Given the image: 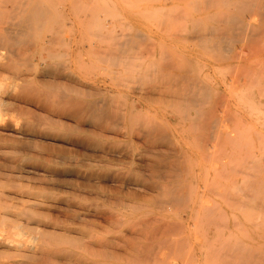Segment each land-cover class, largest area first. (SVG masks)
I'll use <instances>...</instances> for the list:
<instances>
[{
  "label": "bare ground",
  "instance_id": "obj_1",
  "mask_svg": "<svg viewBox=\"0 0 264 264\" xmlns=\"http://www.w3.org/2000/svg\"><path fill=\"white\" fill-rule=\"evenodd\" d=\"M205 1L203 3L219 4L221 9H223L222 6L226 9L223 12L220 11V13L222 12L220 16L219 13L217 14L219 18L211 15L212 19L210 20L213 24H206L210 22L207 18V22L203 19L206 23L203 21L204 24L201 25L202 19H191L193 17L190 15L191 12L196 13L194 8H190L192 4L187 7L190 14L185 11L186 8L183 5L185 8L183 10L191 17L188 18V22H190L191 35L194 33L192 36L198 35L196 39L199 37V40H209V44L213 40L224 39H229L230 43L231 39H236L243 33L248 42L253 44L251 48L255 47L257 53L264 52V9L259 11L264 6V0H211V3ZM38 2L40 1L0 0V248L33 244L32 248L24 247V250L21 251L22 254L17 256L21 260H26L27 264H116L117 261L125 264H173L174 261H181V264H191L192 262L198 264L203 259L204 263H202L205 264L207 255L212 259L210 254H213L217 264H264V197L261 198L259 193L260 198L256 199L255 197L258 196L255 194V200L252 197L250 200L253 202L249 201L252 202L250 207L253 208V212L255 210L259 214L254 216L255 218L259 216L258 219H254L253 223L251 220L249 225L252 227L249 231H245L243 226L244 232L238 233L239 230L237 231L235 227L236 222L233 229L236 228L240 238L243 237V240L250 243H244L239 238L237 239L236 235H233L231 239L239 240L233 241L235 244L227 243V238L225 239L227 240L226 245L214 247L215 249L212 247L214 242L216 244L217 237L223 238L222 231L229 232L226 229L228 227H224L226 215L221 216L223 210L219 205L220 208H216L218 206L215 205L218 203H212L211 197L217 190H224L221 188V183H218L220 182L219 175L217 174L214 178L213 174L224 172L228 176L229 172H225L226 170L222 172L223 168L221 167V171L210 168V163L213 162L211 161L212 157L222 161L221 156L226 155L225 159H227L229 155L221 150L223 153L219 159L215 153L216 150L212 155L213 152L209 150V146L206 149H204L205 144L202 146V143H206L210 137L214 136V133L217 136L218 131L221 132V128L220 130L217 128V134L211 131L212 126L216 127V123L219 124L218 121L214 125L212 123L216 119L218 120V118L213 120L218 107L215 108L216 110L212 106V108L208 107L210 101L219 98V94L215 95L208 85L209 82L215 84V82H211L212 78L206 81L207 83L202 78L196 79L198 76L195 78L192 74L195 68L190 71L187 62L184 61V64L183 62L181 65L179 64L180 66L172 65L171 60L174 59L172 54L171 58L169 57L171 64H168L166 60L170 54L166 51L165 53L168 55L164 51L161 55L162 52L159 50V57L153 59L152 57L155 55L152 56L148 53L150 52V48H146L149 46L148 44L146 47L143 44L145 47L142 48L143 52L141 50V52L128 51V48L131 49L132 46L139 43L138 37L141 35H137V32L134 34L122 33L125 35L118 40H116L117 37L115 39L113 37L112 41L109 39L111 43L109 45L106 43V48H99L102 45L101 40L104 38L97 39L101 44H98L99 47L95 46V49L94 46L92 47V42L85 40L86 43L90 42L92 47H88L86 44L87 49L91 48L92 51L89 49L90 53L95 54V61L90 59L94 62L91 66H89L91 62L88 63V66L82 62L87 55L85 58H81L82 60L79 57L82 53V46L78 47L81 49L76 53L73 52V55L70 53L69 55L73 57L70 56L68 60L67 58H63V60L56 58L57 61L59 60L58 62H53L57 56L56 47L51 49L54 53L48 50L49 47L46 49L47 47L44 45L42 48L45 47V51L47 50L45 55L43 53L31 54L29 48L31 49L30 44L33 45L31 42L35 35H32V32H35L36 29V31L42 30L40 28L45 30L49 21L52 23V25L50 24L52 28L54 19L51 16L52 20H48L49 12H51L49 6L53 7L55 13L58 9L54 8L53 1H50L53 5L46 3L49 6L41 5ZM195 4L198 9V3ZM66 5L68 6V3ZM208 5L206 6L208 7ZM70 7L72 6L70 5ZM136 7L139 8L138 5ZM256 11L259 14L263 12V15H256ZM54 12L52 15L55 14ZM181 12L179 13L180 17ZM202 12L204 13V9ZM60 13L58 12L60 16H63L64 11ZM169 13L173 16L178 14V12L177 14ZM186 13L185 15H187ZM250 13H255L256 20L261 18L259 20L263 22L261 28L260 24L258 27L252 23L249 25V19L251 20V17L254 16ZM164 14L166 16V13ZM198 14L200 13L195 15ZM8 15L14 16L11 19H15V22L13 20L11 22L10 19L11 23L8 22L10 23L8 24L6 21ZM57 17L55 14L54 18ZM63 19L62 22H64ZM185 19L187 18L185 17ZM185 19L183 22L186 21ZM80 20L82 21V18ZM170 20L172 21V19ZM55 23L59 25L56 19ZM78 24L80 26V22ZM51 28L47 29L50 31V35L56 32H53V28ZM56 28L59 31V27ZM60 32L56 33L60 35ZM188 32L186 31V33ZM183 33H185L184 30ZM41 35L43 37L44 34ZM61 35L58 36L60 39H58V43L55 41V45L58 47L59 42L63 40ZM69 36L71 35H68V38ZM44 39H46L45 36ZM48 39L53 46L52 43L56 38L48 37ZM40 40L39 38V41L35 40L34 43H43V40ZM94 40L96 41V38ZM239 42L242 43L241 40ZM73 43L75 42L73 41ZM73 43L71 42V45ZM206 43L207 41L204 42V44ZM50 44L47 43L48 46ZM104 45L105 43L102 46ZM211 45L214 49H218L220 46L218 42L211 43ZM18 46H22V48L25 46L26 49L23 50L27 53L26 56H24V52L22 54L18 50L20 48ZM63 47H59L60 51L66 48ZM204 47L203 49L208 48ZM246 47L245 52H247ZM220 50L222 52V48ZM154 53L153 51L152 54ZM247 54L245 55L248 56ZM62 55L59 56L63 57ZM223 55L222 52V57H225ZM76 57L79 59L76 60ZM218 59L225 60L221 58V55ZM216 60L213 59L214 62ZM74 62H77L76 65ZM95 63L97 67L93 68ZM175 64L177 63L175 62ZM243 69L241 71L244 73ZM238 71L235 78L240 76L241 71ZM194 72L201 74L202 71L195 70ZM247 72L248 70L244 74L241 72L242 76L238 77L239 81L241 78H246ZM203 76L204 74L201 77ZM206 77L205 74V80ZM254 77H249L253 79L252 82L256 81ZM235 78L233 77L234 80ZM245 81L240 83L245 84ZM249 81L246 82L249 83ZM235 82L238 83V80ZM232 83H234L233 80ZM259 84L261 83L257 85ZM234 85L236 84L234 83ZM253 85L254 83L251 86ZM237 86L239 85L237 84ZM243 86L241 85L242 88ZM254 87L256 88V84ZM262 87L264 90V86ZM248 88L244 89L246 90L245 94L248 93L247 90L251 89V87ZM257 89L260 91L261 88ZM263 90L261 89L260 98L263 97ZM257 91L256 93H258ZM249 93L248 95H250ZM222 95L224 98V94ZM227 97H230L229 94ZM227 97L225 96V98ZM224 99L221 98L220 101L225 103L230 100V98ZM251 102L253 103L252 100L248 101L249 107L252 105L253 108L256 104H251ZM228 103H225V107L220 109L221 112H223V108L228 111L226 109V106L229 107ZM152 105L166 106L171 113L181 115L185 120L182 122H187L186 125L183 123L184 128L182 127L180 131H171V129L168 131L167 128L170 125L167 127V119L159 116L161 115L159 110L153 109ZM223 113L222 115H224ZM227 117L229 118V116ZM223 119V123L219 121L222 125L225 122ZM227 120L229 122L230 118ZM228 134L230 136V133ZM225 135L227 136V131H225L224 137ZM194 139L201 143V148H204L198 149L201 158L199 156L195 165H191L189 162L191 153L180 147V143L183 141L185 143L187 140L193 142ZM218 139H214L216 140L215 144L218 143ZM214 142L211 144L213 145ZM189 143L187 141L188 145ZM216 145L212 147L213 150ZM189 146L192 148V145ZM227 147L229 146L225 148ZM219 148L224 149V146ZM219 148L218 151H220ZM207 149L211 152L210 156ZM197 152L195 151V154ZM208 157H211L210 161L205 160L204 162L203 159H208ZM206 161L208 162L207 166ZM223 164L222 166L225 167V164L228 163ZM227 168H229V164ZM210 169L214 172L212 174L214 181L212 178H207ZM201 173L204 175L207 173L206 177L203 175L207 179L204 180V178L202 185L199 186L201 183L198 185V179L200 180L198 176ZM216 178L219 180L216 181ZM228 179L230 181V178ZM214 183L220 185L219 188L216 185L217 188L215 186L213 188ZM226 183L228 184V182ZM213 189L217 190L213 191ZM228 189L230 190V188ZM255 191L257 190L255 189ZM226 194L229 193L226 192ZM217 195L216 197L219 196L220 199L227 196L223 195L222 197V193ZM202 196H204L203 200ZM216 197L214 196V198ZM227 197L225 199L228 200V203L227 200L223 201L224 198L223 200L219 199L225 203H222L224 206L228 205L226 208H229V203L238 206L237 201V204L236 202L234 204V201L231 203L232 201L229 199V197L232 198L231 195ZM232 207L234 208V206ZM241 209L243 208L241 207ZM223 214L226 213L223 211ZM219 216L224 219H222L224 223L221 222L224 224L223 227L218 228L219 230L225 229L220 231L223 234L217 231V228L214 229L215 226L218 227L216 221ZM239 225L242 228V224L237 226ZM195 228L200 231L203 230L200 228H204L205 232L203 230L200 232L201 236H198ZM212 228L214 231H211ZM193 230L197 232H193L197 236L191 233ZM215 230L218 235L216 238H214ZM242 233L247 234H244V237L241 236ZM219 241L221 243L220 239ZM9 255L13 257L12 253Z\"/></svg>",
  "mask_w": 264,
  "mask_h": 264
},
{
  "label": "rangeland",
  "instance_id": "obj_2",
  "mask_svg": "<svg viewBox=\"0 0 264 264\" xmlns=\"http://www.w3.org/2000/svg\"><path fill=\"white\" fill-rule=\"evenodd\" d=\"M11 1V0H10ZM14 1V0H13ZM16 1H19V0H16ZM38 1H40V2H38V3H40L41 5L42 4H46V3H49V5L50 4H52L50 1H53V3L55 4V6H54V8L55 9H57L56 10V13L53 11V7H51V5L49 6L48 4H46V6H49V11H51V12H49L50 14H49V16H48V20H52V19H54L53 20V22H54V24H53V26H52V28H53V32L54 31H56V32H60V30H61V32H60V35H61V33H62V35H61V38L63 39L61 42H59V47L61 48L62 46H64L63 48H65V49H63V50H61L60 51V49H59V47L58 46H56L55 45V43L57 42V41H59L60 39H59V37H60V35H58L59 33H53L52 32V30H51V32L53 33V34H55L54 36H52L53 34H51L50 35V31H48V30H50L49 28H51L50 27V24L52 25V23H50L51 21H49L48 23H49V25L48 26H45L46 28H45V30L43 29V28H40V29H42V30H40L39 31V29H38V31H36L35 30V32H32V35H39V36H33V39H32V44L33 45H31L30 44V46H31V49L29 48V53H31V54H37V53H43V55H45L46 54V52H47V50L45 51V47H47L46 49H48V47H49V51H51V49H55V47L57 48V49H55L56 51H55V53H56V57H55V59H53L52 61L53 62H56L57 60H56V58L57 59H59V60H63V58H67V60L68 59H70V56L71 55H73L74 53H76V51L77 50H79V49H81V48H79L78 49V47H80V46H82V53H80V59L81 58H85V56L87 55V56H90V54H92L91 56H95V54L94 53H90V50L89 49H91L93 46V48L95 49L96 47H99L98 46V44L100 45L101 43H98L99 42V40H101V39H103V40H101L102 41V45L105 43V45L104 46H100L99 48H106L107 46H106V43H108V45L111 43V41L113 40V37H114V39H115V37H117L116 38V40H118L119 38H121L123 35H125V34H122V33H127L128 32V34H134L135 32H137L136 34L137 35H141V36H139L138 37V45H134V47L136 48V50H135V48L132 46L131 47V49H129L128 48V51H130V52H143V50H142V48L144 49L145 47H146V44H148L149 46L148 47H146V48H150V52H148V53H150L152 56H154V57H152L153 59H155V58H158L159 57V55H160V51L159 50H161V52L162 51H164V53H165V51L168 53V54H170V56L167 54V53H165V54H167V55H164L165 57L167 56V60H166V62L168 63V64H171L172 63V65H178V66H180L181 65V63L184 61V62H187L186 64H187V66L190 68V71H192V70H194V68H195V70L196 71H202V72H200L201 74H198L197 72L195 73L194 71H192L191 73L192 74H194L193 76L196 78V79H201L202 78V80H204L205 82L206 81H208V80H211V78H212V80H211V82H215V84L214 83H208V85H210V87H211V89H212V91L214 92V94L216 95V94H219L218 96H219V98H214L212 101H210V104H209V106L208 105H206V106H208V107H214L213 109L214 110H216L215 108H217V110H216V114L213 116L214 117V119L213 120H215V118H218V120L216 119L215 121H213L212 123H213V125L218 121V125L220 126V127H217L218 125H217V123H216V127H214V126H212L211 128V131H213V133L214 132H216V134H217V128H218V130H220V128H221V132L220 131H218V134H217V136H215V133H214V136H212L213 137V140H211L212 139V137H210L209 139H208V144H207V142L206 143H202V146L204 145V147H202L201 148V143L200 142H198L197 140H193V142H194V144H193V142L191 141V140H187L188 142H190L189 143V145H192V148H191V146H189L188 144H187V141L185 142L186 143V145H185V143H184V141L183 142H181L180 143V147H182L183 149H185V150H187L189 153H191V154H189V156H190V159H189V162H190V164L191 165H195L194 163L198 160V157L200 156V151L198 150V149H200V150H202L203 148L204 149H206L207 148V146H209L208 148H209V150H212V152H213V154L212 155H214V152H215V150L217 151V152H215L216 154H217V157L220 159V156H221V154L223 153V152H221V150L223 151H225V153L227 152V155H229V157L227 156V159H228V162H226V160L227 159H225V154H223V155H225V156H221V159L223 158V160L221 161V160H217V158H214V157H208V159L206 158V159H203L204 160V162H205V160H209L210 161V159L209 158H211V161H215L213 164L212 163H210V168L212 167L213 169H215L216 171H221V169H220V167L221 168H223L222 169V172H223V170L225 171V172H229V174H228V176L227 175H225V173L223 172L222 174H221V172H216V174L211 170L210 171V173L208 174L209 175V177L207 176V178L208 179H211L212 178V174H213V177L215 176L216 177V175L218 174L219 176L218 177H220V180H219V178L217 179H215L216 181L217 180H219L220 182H218L220 185H221V188H224V190L222 191L221 189H219V191L217 190H214L213 189V191H216V193L218 192L219 194L218 195H221V193H222V197H223V195H227L228 197L231 195L232 196V198L231 197H229V199H230V201H232L231 203H233V201H234V204H235V202L237 201L238 202V204H237V202H236V204L238 205V206H235V205H231L230 203H229V208H226L227 206L225 205H223V204H225V203H223L222 201H220V200H223V198H224V202L227 200V199H225L226 197L224 196L222 199H220V197L214 192L212 195H211V197H212V203H214V204H216V203H218L217 205H215V206H220L221 207V210H223L226 214H223V211H222V214H221V216L223 217L224 215H226V218H224L225 219V221H226V223H227V225H226V223H224L223 222V218H220V216H219V219L218 218H216V219H218V221H216V223L218 224L217 226L218 227H216L215 226V228L214 229H216L217 231H222V229L223 228H221V230H219L218 228L219 227H223V225H224V227L226 228V227H228V228H226V229H228V231L230 232H227V230H225V229H223V230H225V231H222L223 233H221V234H223V236L220 234V236H222L223 238L221 239V237H217V240H216V244H214L215 242H214V240H213V245L214 246H212L213 248L214 247H218V246H222V245H224L226 242H227V240H228V242L227 243H230V244H235V243H233V241L235 242H237V241H239V240H242L244 243H250L249 241H247V240H243L242 238H240V234H238V233H241L242 231H243V228L245 227V231H249V229L252 227V226H250L249 224H251L250 222H251V220H252V223H253V220L255 219H258V217L257 218H255L257 215H259V214H257L256 213V211L254 210V212H253V208H251L250 207V205H252V200H250L252 197L254 198V196H255V194H256V196H258V197H255L256 199L257 198H260V195H261V198L262 197H264L263 195H262V193H264V187H262V186H264V107H263V105H264V93H263V97H261L260 98V96H261V93L260 92H262L261 91V89L263 90V87L262 86H264V52L263 53H257L256 52V50L257 49H254V48H251V47H253V44L251 45V43H250V41L248 42V40L246 39V36L242 33V34H240L241 36H239V37H236V39L235 38H233V39H231V41H230V43H229V39H224V40H213V41H211V43L213 44V43H215V42H218L219 44H220V46H219V48L221 49L222 48V52H223V54L225 55V57H222V52H221V50L219 49V51H218V49H214V48H212V45L210 46V44H209V40H205V39H200L202 42L200 43V42H198V41H200L199 40V37H198V39H196L197 38V36H196V34H195V36L196 37H194V36H192V35H194V33L191 35V32L189 31V28H190V22H188L189 20H188V18L190 19L191 17H190V15L191 16H193L191 19H196V18H198L199 20L200 19H202L201 20V22H202V24L201 25H203L204 24V20H206L207 18H208V20L210 21V22H207V20H206V24H213L212 22H211V20L210 19H212V16L211 15H215L217 18H219V16H220V14L224 11V9H226V8H224V6H222V8L223 9H221V5L219 6V4H210V5H208V4H205V3H203L205 0H192V1H190V0H155V2H154V0H38ZM41 1H42V3H41ZM45 3H44V2ZM69 1H70V3H69ZM87 1V2H86ZM126 3H125V2ZM128 1V2H127ZM147 1V2H146ZM179 2V3H177V2ZM184 1V2H183ZM196 1V2H195ZM199 1V2H198ZM208 1V3L211 1V0H206L205 2H207ZM213 1V0H212ZM37 2V1H36ZM138 4H137V3ZM140 2V3H139ZM159 2V3H158ZM164 2V3H163ZM198 3L197 5H198V9H197V7L195 6L196 4L195 3ZM68 3V6L66 5ZM89 3V4H88ZM146 3V4H145ZM155 3V4H154ZM156 3H158V4H156ZM181 3V4H180ZM183 3V4H182ZM211 3V2H210ZM72 6V7H70V5ZM73 4V5H72ZM152 4V5H151ZM154 4V5H153ZM189 4H192L191 5V7H190V5ZM200 4H202V5H200ZM53 5V4H52ZM58 5V6H57ZM75 5V6H74ZM127 5V6H126ZM136 5H138L139 6V8L138 7H136ZM161 5V6H160ZM185 6V8L188 10H186L185 8H184V6ZM199 5H200V7H199ZM206 5H208V7L206 6ZM264 5V4H263ZM63 6H65L64 7V10H62L63 9ZM67 6V7H66ZM87 6V7H86ZM133 6H134V9H133ZM159 6V7H158ZM102 7V8H101ZM170 7H171V9H170ZM172 7H174V8H172ZM178 7V9H176ZM182 7V8H181ZM187 7H190V8H194V10L196 11V13H194L193 11L191 12V14H190V10H189V8H187ZM202 7H205V8H202ZM137 9V10H136ZM157 9V10H156ZM170 11H169V10ZM175 9V10H174ZM183 9H185V11L186 12H188V13H186ZM203 9H204V13L202 12L203 11ZM218 9V10H217ZM221 9V10H220ZM264 9V6H263V8H261L260 10L259 9H257V11L259 10L260 12L262 11ZM67 10H68V12H67ZM93 10V11H92ZM102 10V11H101ZM156 10V11H155ZM193 10V9H192ZM205 10H206V12H205ZM62 11H64V13H63V16L61 17L60 16V14H62V13H60V12H62ZM123 11V12H122ZM152 11V12H151ZM182 11V12H181ZM201 11V12H200ZM220 11H222L221 13H220ZM257 11H256V15H263L264 13V10H263V14L261 13V14H259V13H257ZM258 11V12H259ZM53 12L56 14V16H58L57 18H54L55 17V14L54 15H52L53 14ZM58 12L60 13V14H58ZM67 14H66V13ZM147 12H149L148 14H146ZM155 12V13H154ZM169 12H171V13H175V14H177V12H178V14L174 17L173 16V14H170ZM181 12V17H180V13ZM136 13V14H135ZM140 15H139V14ZM142 13V14H141ZM154 13V14H153ZM164 13H166V16H165V14ZM185 13L187 14V15H189V16H187V15H185ZM197 13H200V14H198V15H195V14H197ZM219 13V14H218ZM167 14H169V15H167ZM194 14V15H193ZM217 14L219 15V16H217ZM250 14H252V16L255 14H253V13H250ZM68 17H67V16ZM81 16V18H82V21H83V24L81 25V18H80V16ZM182 15H184V16H182ZM208 16V17H204V16ZM211 17H210V16ZM9 16V15H8ZM51 16H53V18L51 17ZM66 17V19H63V18H65ZM90 16H92V17H90ZM155 16H156V18H155ZM169 16H171L170 18H169ZM178 16H179V18H178ZM215 16H213V18H216ZM11 17H12V15H11ZM11 17L9 16V17H7V19H6V21H7V23L8 22H12V20H13V22H15V19H11ZM52 19H51V18ZM61 17V18H60ZM79 17V18H78ZM85 17V18H84ZM140 17H142V18H140ZM172 17H174L175 18V20H174V18H172ZM185 17L187 18V19H185ZM202 17V18H201ZM254 17V18H253ZM253 17H251V20L249 19V25H251V23H252V25H255L256 27H258V25H259V27L262 25L261 23H263L262 21L260 22L259 20L261 19H259V17H258V19L259 20H256L257 18V16H253ZM12 18H14V16L12 17ZM60 18V19H59ZM153 18V19H152ZM161 18V19H160ZM163 18V19H162ZM221 18V17H220ZM11 19V20H10ZM55 19L57 20V22L59 23V25H57L56 23H55ZM63 19V21L64 22H62L61 20ZM90 19V20H89ZM159 19V20H158ZM166 19H169V20H166ZM170 19H172V21L170 20ZM178 21H177V20ZM183 19V20H182ZM184 19L186 20L185 22H183L184 21ZM204 19V20H203ZM255 21H254V20ZM10 20V21H9ZM59 20V21H58ZM76 20H79V21H76ZM161 20V21H160ZM163 21V22H162ZM167 21V22H166ZM204 21V22H203ZM260 23H259V22ZM10 22V23H11ZM80 22V26H79V23ZM86 22V23H85ZM179 22V23H178ZM182 22V23H181ZM200 22V23H201ZM258 22V23H257ZM10 23H8V24H10ZM61 23V24H60ZM84 23H85V26H83L84 25ZM167 23H169V24H167ZM179 24V25H178ZM187 24H189V25H187ZM59 27L58 29H59V31L57 30V26ZM56 26V27H55ZM55 27V28H54ZM78 27V28H77ZM79 27H80V29H79ZM82 27H84V28H82ZM173 27V28H172ZM186 27V28H185ZM51 28V29H52ZM176 28V29H175ZM261 28V27H260ZM48 29V30H47ZM76 29H78V30H76ZM84 29V30H83ZM131 29V30H130ZM175 29V30H174ZM181 29H182V31H181ZM186 29V30H185ZM83 30V31H82ZM173 30V31H172ZM183 30L185 31V33H186V31L188 32H190V34H189V32L188 33H183ZM44 31V32H43ZM77 31H79L80 33H81V35H83V36H81V35H79L80 33L79 32H77ZM43 32V33H42ZM84 32V33H83ZM177 32H178V34H177ZM39 33V34H38ZM46 33H48V34H46ZM77 33H79V34H77ZM83 33V34H82ZM117 33H119L118 34V36H116L117 35ZM179 33H180V35H179ZM41 34H44L43 35V37H42V35ZM76 34H77V36H76ZM175 35V37H174V35ZM188 34H189V36H188ZM49 35V36H48ZM68 35H71V36H69V38H68ZM85 35V36H84ZM120 35V36H119ZM179 35V36H178ZM44 36H45V38L47 39H44L43 40V38H44ZM59 36V37H58ZM81 36V37H80ZM100 36V37H99ZM144 36V37H143ZM244 36H245V38H244ZM48 37H53L55 40L53 41V43H52V45L54 46V48H52L53 46H51V44L49 43V39H48ZM58 37V38H57ZM74 37H75V40H74ZM85 37H87L86 39H85ZM187 37V38H186ZM189 37H190V39H189ZM36 38V39H35ZM39 38L41 39V40H43V43H38V44H36V43H34V41L36 40V41H39ZM72 38H73V41L75 42V43H73V41H72ZM88 38H90V39H88ZM96 38V41L94 40V39ZM98 38H100L98 41H97V39ZM140 38V39H139ZM183 38V39H182ZM196 39L197 40V42H196V40H193V39ZM38 39V40H37ZM59 39V40H58ZM69 41H68V40ZM77 39H78V42H76L77 41ZM83 41H82V40ZM91 39H93L94 40V42H93V40H91ZM109 39H111V41L109 40ZM186 39V40H185ZM235 39V40H234ZM242 39H246L245 41L244 40H242ZM40 40V41H41ZM66 40V41H65ZM71 40V41H70ZM82 42H81V41ZM85 40H89L90 42H92L91 44H93L92 45V47H91V45H90V42L89 43H86L87 41H85ZM142 40V41H141ZM145 40V41H144ZM242 41V43H240L239 41ZM56 41V42H55ZM84 41H85V43H84ZM108 41V42H107ZM110 41V42H109ZM205 41H207V43L206 44H204V42ZM222 41V42H221ZM228 41V42H227ZM71 42L74 44H72L71 45ZM79 42H81V43H79ZM104 42V43H103ZM141 42V43H140ZM222 44H221V43ZM243 42H247V44L248 45H246V43H243ZM47 43H48V45L50 44V46H48L47 45ZM58 43V42H57ZM61 43H62V46H61ZM64 43H66V45H64ZM82 43H84L83 45H82ZM96 45H95V44ZM199 43H200V45H199ZM224 43V44H223ZM78 44V45H77ZM86 44H88V47H91V48H89V49H87V45ZM141 44V45H140ZM145 45V47H144V45ZM201 44H203L204 46H206V47H208V48H206V47H204V46H202ZM234 44H235V46H234ZM242 44V45H241ZM42 45V46H41ZM45 45V47H44V49L42 48L43 46ZM90 45V46H89ZM199 45V46H198ZM230 45V46H229ZM72 46V47H71ZM96 46V47H95ZM138 46V47H137ZM143 46V47H142ZM195 46V47H194ZM223 46V47H222ZM244 46V47H243ZM245 46H247L246 47V51L247 52H245ZM16 47V46H15ZM20 46H18V48H19ZM24 48H22V46L18 49V50H20L21 52H22V54H23V52H24V56H26L27 55V53H25V50H23V49H26L25 48V46H23ZM76 47V48H75ZM203 47L204 48H206V49H203ZM230 47V48H229ZM249 47V48H248ZM42 48V49H41ZM73 48V49H72ZM134 48V49H133ZM139 48H141V49H139ZM153 48V49H152ZM211 48V49H210ZM229 48V49H228ZM16 49H17V47H16ZM98 49V48H97ZM138 49V50H137ZM152 49V50H151ZM213 49H214V52H213ZM254 51H253V50ZM42 50H44V51H42ZM83 50H86L87 52H84ZM132 50V51H131ZM141 50V51H140ZM210 50V51H209ZM232 50V51H231ZM91 51H92V49H91ZM152 51V52H151ZM153 51L155 52L154 54H152L153 53ZM209 51V53H207ZM212 51V52H211ZM227 51V52H226ZM244 51V52H243ZM52 52V51H51ZM69 52V53H68ZM74 52V53H73ZM90 54H89V53ZM226 52V53H225ZM250 52H253V53H251L250 54ZM45 53V54H44ZM52 53H54V52H52ZM58 53V54H57ZM60 53V54H59ZM71 53V55H69ZM83 53H86V54H83ZM88 53V54H87ZM212 53V54H211ZM218 55H217V54ZM248 53V54H247ZM63 54V55H62ZM94 54V55H93ZM150 54H149V57H150ZM159 54V55H158ZM163 54V52L161 53V55ZM171 54L173 55V57H174V59L173 60H171L170 58H171ZM245 54H247L248 56H246ZM250 54V55H249ZM59 55H62L63 57H60ZM68 55V56H67ZM81 55H82V57H81ZM220 55H221V58L222 59H225V60H222V61H220L221 59H218L219 57H220ZM223 55V56H224ZM228 55H229V57H228ZM232 55H234V56H232ZM241 55V56H240ZM245 55V56H244ZM86 56V59H83V64H85L86 66H88V63L89 62H91V63H89V66H91V64L92 63H94L93 61H95V57L94 58H92L91 56V58L90 57H87ZM216 56H218V58H216ZM250 56V57H249ZM71 57H73V56H71ZM79 57H76V60H78L79 59ZM170 57V58H169ZM216 59H218V60H216ZM234 59H233V58ZM246 57V58H245ZM61 58V59H60ZM89 58V59H88ZM237 58V59H236ZM64 59V60H65ZM93 60V61H91V60ZM213 59L214 60H216L215 62L213 61ZM239 59V60H238ZM58 60V61H59ZM75 60V61H76ZM82 60V59H81ZM87 60H89L88 62H87ZM170 60H171V63H169L170 62ZM186 60H188V61H186ZM230 60V61H229ZM233 60H235L236 62H234ZM57 61V62H58ZM149 61H151V59L149 58ZM174 61V62H173ZM217 61H220V62H217ZM87 62V63H86ZM175 62L177 63V64H175ZM184 62H183V64H184ZM217 62V63H216ZM260 62V63H259ZM75 63V65H76V63L77 62H74ZM73 63V64H74ZM239 63V64H238ZM180 64V65H179ZM74 65V66H75ZM94 65V64H93ZM92 65V66H93ZM192 67H191V66ZM247 66H249V67H247ZM95 67H97V65H96V63H95V66H93V68H95ZM241 67H245V69H243L244 70V73H245V71L246 70H248V72H247V76H255L254 77V79L257 81V79H258V81L260 80V82H256V81H254V82H252L253 81V79L251 78H249V77H247L246 76V78H247V80L249 81V79H250V81H249V83L248 82H246L247 80H246V78L245 79H243V78H241L240 80L241 81H239V78L242 76V74H241V72L243 73V71H241L242 69H241ZM192 69V70H191ZM198 69V70H197ZM238 70H240L241 72L239 73V75L240 76H238V77H236L235 78V76H237L238 75ZM251 71H252V73H251ZM253 72H254V74H253ZM243 73V74H244ZM250 73V74H249ZM260 73V74H259ZM198 74V75H197ZM204 74V76L203 77H201L202 75ZM205 74L207 75V79L205 80ZM237 74V75H236ZM252 74V75H251ZM259 74V75H258ZM257 75V76H256ZM262 77V79H261V77ZM200 77V78H199ZM208 77H210V78H208ZM233 77L235 78V80L233 79ZM232 80L234 81V83L236 84V85H234V83H232ZM238 80V83L237 82H235V81H237ZM246 80V81H245ZM244 81H245V84L247 83L248 85L246 86L245 84H241V83H244ZM241 82V83H240ZM207 83V82H206ZM240 83V84H239ZM251 83V84H250ZM252 83H254V85L256 84V88L254 87V85L253 86H251L252 85ZM258 83H261V84H259V85H257ZM237 84L239 85V86H237ZM241 85L243 86V85H245V86H243V88L241 87ZM260 85H261V87H260ZM251 87V89H253V90H251L250 89V87ZM245 87V88H244ZM246 87L248 88V89H250V90H247L248 91V93H249V91H250V95H248V93L246 92V94H245V91L246 90H244V89H246ZM253 87V88H252ZM257 88H261L260 89V91H259V89H257ZM243 89V90H242ZM255 89V90H254ZM258 90V91H257ZM238 91V92H237ZM241 91V92H240ZM256 91L258 92V93H256ZM218 92V93H217ZM240 92V94H237V93H239ZM244 92V93H243ZM251 92L253 93L254 92V94H251ZM263 92H264V90H263ZM241 93H243V94H241ZM221 94V95H220ZM222 94H224V98H225V96L227 97L228 96V94H229V96L230 97H227L228 99L230 98V100H228L227 98H225L226 100H228L227 102L225 101V103L227 104L228 102V105H229V107H227L226 106V109H228V111L227 110H225V108H223L224 110H223V112L225 111L226 113H223V112H221L220 111V109H222V107L224 106L225 107V103H224V101H220V99L222 98V99H224L222 96ZM258 94V95H257ZM241 95V96H240ZM256 95V96H255ZM239 96V97H238ZM249 98H248V97ZM253 98H252V97ZM259 96V97H258ZM256 97V98H255ZM240 100H239V99ZM255 98V99H254ZM260 98V99H259ZM263 98V99H262ZM120 99V98H119ZM118 99V100H119ZM224 99V100H225ZM252 100L253 101V103L251 102V104H256L254 107H257L258 105H259V103H260V105L258 106V108H255L254 110H252L253 108H252V105H251V107H249V103H248V101H250V100ZM217 100V101H216ZM260 100V101H259ZM216 101V102H215ZM220 101V103H218ZM241 101H243V102H241ZM216 103H217V105H216ZM246 103H248V104H246ZM258 103V104H257ZM263 105H262V104ZM222 106H221V105ZM224 104V105H223ZM245 104V105H244ZM211 107V108H212ZM221 107V108H220ZM247 107H248V109H250L251 111H249L248 109H247ZM152 108L153 109H158L159 110V112H160V114L161 115H159V116H162L163 118L165 117L166 119H167V130L169 131V129H171V131H180L181 130V128L183 127L184 128V126H183V123L184 122H182L184 119H183V117L181 116V115H179V114H175V113H171V111L168 109V108H166V106H160V107H158V106H156V105H152ZM166 108V109H165ZM262 108V109H261ZM164 111V112H163ZM257 111V112H256ZM222 113L226 116H224V115H222ZM228 113V114H227ZM249 113V114H248ZM221 114V115H220ZM169 115V116H168ZM180 116H181V118H180ZM227 116H229V118H230V120H229V122H228V120L227 119H229ZM179 117V118H178ZM225 118V119H223V118ZM220 118V119H219ZM223 120H225V122H224V124L222 125V123H223V121H222V119ZM227 118V119H226ZM181 119V120H180ZM227 120V121H226ZM185 121V120H184ZM219 121H222V123L221 122H219ZM186 123L187 122H185L184 123V125H186ZM229 123V124H228ZM226 124V125H225ZM177 126V127H176ZM179 126V127H178ZM226 126V127H225ZM227 126H228V129H227ZM174 128V129H172V128ZM214 127V128H213ZM223 127V128H222ZM225 128V129H224ZM213 129H215V130H213ZM222 130H224V131H222ZM225 131H227V136L225 135V137H224V134H225ZM219 133H220V135L222 136H220L219 135ZM228 133H230V136H228L229 134ZM219 138L218 139V143L216 142V144H215V142L214 141H216V140H214L215 138ZM224 137V138H223ZM223 139V140H221V139ZM223 141V142H222ZM214 142V144L212 145L211 143H213ZM227 142V144H225ZM183 143H184V145H183ZM219 143H220V145H219ZM222 143V144H221ZM188 145V146H187ZM211 145V146H210ZM216 145V148L214 147V150L212 149V147L213 146H215ZM218 145H219V147H223L224 146V149H221V148H219L218 147ZM226 146H229V147H227V148H225ZM185 147H187V148H185ZM196 147H198V148H196ZM211 147V148H210ZM218 148L220 149V151H218ZM189 149V150H188ZM195 150V151H198L196 154H195V151H192V150ZM208 149H207V153H208V155L210 156L211 154V152L209 151ZM199 153V154H198ZM192 154H194V155H192ZM215 157H216V155H215ZM199 158H201V156L199 157ZM202 161V160H201ZM206 161V162H207ZM204 162H203V164H204ZM220 162V163H219ZM258 162V163H257ZM223 163H228L229 164V168H227L228 167V164H225V167H223L222 165H224ZM207 164H208V162L206 163V166H207ZM203 167H204V165H203ZM224 168H226V169H224ZM205 170V169H204ZM205 172V171H204ZM203 172V173H204ZM203 173H201V174H199L200 176H198V178H200V180L198 179V185L199 186H201L202 185V181H204V180H206L207 178H205L206 177V174L204 175ZM226 173V174H227ZM203 175L205 176V177H203ZM223 175V176H222ZM222 176V177H221ZM214 177V178H215ZM224 177V178H223ZM227 177V178H226ZM205 178V179H204ZM223 178V180L225 181H221V179ZM228 178H230V181H229V179ZM250 178V179H249ZM259 178V179H258ZM204 179V180H203ZM228 179V180H227ZM257 179V180H256ZM212 180H213V178H212ZM211 180V181H212ZM251 180V181H250ZM260 182H259V181ZM214 181V180H213ZM243 181V182H242ZM226 182H228V184L226 183ZM253 182V183H252ZM213 183V182H212ZM215 183H217V182H215ZM213 184V188H214V186L216 185V184ZM228 185H226V184ZM241 183V184H240ZM250 185H249V184ZM255 183H258V184H255ZM225 184V185H224ZM260 184V185H259ZM219 185V186H220ZM257 185V187H255ZM218 188H219V186H218V184L216 185ZM215 186V187H216ZM223 186V187H222ZM226 188H225V187ZM250 186V187H249ZM259 186V187H258ZM216 187V188H217ZM230 188V190L228 189V188ZM237 187H239V188H237ZM262 187V189H263V191H262V189H260ZM236 188H237V190H236ZM246 188V189H245ZM253 190H252V189ZM255 189L257 190V191H255ZM229 190V191H228ZM238 190H240V191H238ZM230 191H231V193H230ZM259 191V192H258ZM225 192V193H224ZM226 192H228L229 194H226ZM240 192V193H239ZM251 192V193H250ZM260 195H259V194ZM252 194V195H251ZM254 194V195H253ZM216 195L218 196V197H216ZM214 196L216 197V198H214ZM234 196V197H233ZM251 196V197H250ZM227 197V198H228ZM237 197H239V198H237ZM201 198V197H200ZM203 198H204V196H202V200H203ZM214 198V199H213ZM218 198V199H217ZM255 198H254V200H255ZM220 199V200H219ZM246 199H247V201H246ZM249 201H252V202H249ZM223 203V204H222ZM227 203H228V200H227ZM248 203V204H247ZM230 205H231V207L232 206H234V208H236V210H234V208L232 207H230ZM245 205V206H244ZM214 206V207H215ZM216 207V208H220V207ZM246 206H248V207H246ZM241 207L245 210H243V209H241ZM231 208V209H230ZM216 210V209H215ZM218 210H220V209H218ZM230 210H231V212H230ZM243 210V211H242ZM250 210V211H249ZM235 211V212H234ZM242 212V213H241ZM245 212V213H244ZM249 215H247V214ZM229 214H231V215H229ZM243 214H244V216H243ZM257 214V215H256ZM256 215V216H255ZM231 216V217H230ZM235 216V217H234ZM247 216H248V218H247ZM255 216V217H254ZM218 217V216H217ZM234 217V218H233ZM243 217V218H242ZM252 217H254L253 219H250V218H252ZM227 218H228V220H227ZM221 219V220H220ZM223 219V220H222ZM237 219V220H236ZM245 219V220H244ZM249 219H250V221H249ZM235 220V221H234ZM244 220V221H243ZM254 220V221H255ZM228 221V222H227ZM220 222V223H219ZM221 222L222 223H224V224H221ZM234 222V223H233ZM235 222H236V224L238 225V224H242V228H241V225H239V226H237L236 224H235ZM238 222V223H237ZM240 222V223H239ZM248 224H247V223ZM246 223V224H245ZM234 225H236L235 227L237 228V231H238V233H237V231H236V228H235V230H233L234 229ZM233 226V227H232ZM244 226V227H243ZM239 228V229H238ZM198 229V228H197ZM200 229H203L204 230V228H200ZM214 229L212 228V230L211 231H214ZM202 230V231H203ZM216 230H215V234L217 233L216 232ZM241 230V231H240ZM195 231H197V232H195ZM195 231L193 230V231H191V233L192 234H195V233H197V235L199 236H201V234H200V232H202V231H200L199 229L198 230H196V228H195ZM193 232H195V233H193ZM204 232H205V230H204ZM203 232V233H204ZM232 232V233H231ZM244 232V231H243ZM202 233V234H203ZM214 234V238H216V236H218L217 234L215 235ZM219 234V233H218ZM229 234V235H228ZM243 234V233H242ZM245 234V233H244ZM244 234L243 235H241V236H244ZM247 234V233H246ZM245 234V235H246ZM196 235V234H195ZM196 235V236H197ZM233 235H236L235 237L238 239L239 238V240H236V238H233V239H231L232 237H233ZM232 236V237H231ZM245 237V236H244ZM228 238V239H227ZM219 239L221 240V243H220V241H219ZM225 239H227V240H225ZM225 240V241H224ZM230 241V242H229ZM242 241H240V242H242ZM222 242H223V244H222ZM226 243V244H227ZM243 243V244H244ZM218 244H220V245H218ZM225 244V245H226ZM238 244V243H237ZM239 244H241V243H239ZM29 245V246H28ZM28 245H25V246H23V245H17V246H20V247H17V246H12V247H10V248H6V247H2V248H0V264H17L18 262H20V263H22V264H25L27 261L26 260H21V259H19L18 257H19V254L21 253L22 254V252L21 251H23L24 250V247L26 248V247H30V248H32L33 247V244L32 245H30V244H28ZM23 246V247H22ZM13 248V249H12ZM212 249V248H211ZM215 249V248H214ZM213 250V249H212ZM3 251V252H2ZM13 251V252H12ZM6 252H7V254H6ZM17 252H19V253H17ZM12 253V256L13 257H11V255H9L8 256V254H11ZM14 253H15V255H14ZM20 254V255H21ZM211 256V258L212 259H210L209 257H208V255L206 256L207 258V262H205V264H213L214 262L213 261H215L214 260V258H213V254H210ZM18 256V257H17ZM15 257V258H14ZM10 258V259H9ZM20 258H21V256H20ZM208 258H209V260H208ZM22 259H24V258H22ZM206 259H205V261H206ZM7 260V261H6ZM211 260V261H210ZM204 261V259L203 260H200L199 262H198V264H201L202 262ZM208 261H210V262H208ZM181 264V261H174V262H172L173 264L175 263V264ZM19 263V264H20ZM28 263V262H27ZM26 263V264H27ZM204 263V262H203ZM202 263V264H203ZM116 264H125V263H122V262H116ZM191 264H195V263H191ZM197 264V263H196ZM215 264H217V262L215 261ZM218 264H220V263H218Z\"/></svg>",
  "mask_w": 264,
  "mask_h": 264
}]
</instances>
